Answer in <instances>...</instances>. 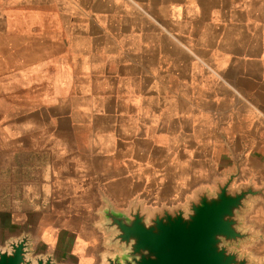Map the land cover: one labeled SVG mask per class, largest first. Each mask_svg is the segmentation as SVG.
<instances>
[{"label":"crops","instance_id":"1","mask_svg":"<svg viewBox=\"0 0 264 264\" xmlns=\"http://www.w3.org/2000/svg\"><path fill=\"white\" fill-rule=\"evenodd\" d=\"M31 5L52 42L36 69L55 81L0 148L11 237L57 264H104L107 206L187 208L232 175L264 192V0H9ZM242 228L264 264V197Z\"/></svg>","mask_w":264,"mask_h":264},{"label":"water","instance_id":"2","mask_svg":"<svg viewBox=\"0 0 264 264\" xmlns=\"http://www.w3.org/2000/svg\"><path fill=\"white\" fill-rule=\"evenodd\" d=\"M237 175L218 184L213 194L198 195L187 208L163 209L150 214L133 207L118 214L107 206L104 228L111 234L109 245L119 252L106 255L104 264H257L241 256L233 246L254 236L242 228L247 203L264 197L253 186L233 190ZM29 237L0 250V264H57L52 256L28 257Z\"/></svg>","mask_w":264,"mask_h":264},{"label":"rangeland","instance_id":"3","mask_svg":"<svg viewBox=\"0 0 264 264\" xmlns=\"http://www.w3.org/2000/svg\"><path fill=\"white\" fill-rule=\"evenodd\" d=\"M15 4L20 5L16 2ZM38 16L36 6L31 5L29 9H24L21 6L19 8L11 7L9 6V0H0V148H9V142L13 138L21 140V122L25 115L42 106L38 105L40 94L47 97L53 92L55 74L53 72H41L36 69L39 61L51 59L49 64L52 63L51 55H49L50 57L43 56L46 52H52V42L41 41L37 25L28 24V20L37 22L36 18ZM32 27L34 30L30 31ZM27 37L29 40L25 42ZM25 44H29L31 50L22 51ZM42 44H47V47L39 55L37 45ZM22 58L30 60V71L27 73L13 72V69L23 67L17 64ZM24 121L27 124V121ZM17 123L19 127L14 128L13 124L16 125ZM0 182L4 184L3 191L0 193V250L8 251L11 243L23 237H29L30 252L28 257L31 260L35 261L39 257L52 256L51 254H44V252L41 255L35 251L36 249L32 248L29 234L10 236L9 176H6L5 171L1 168ZM250 243L251 241L243 242L239 246H233L232 249L237 250L241 256H247L245 247ZM117 252H119L118 249Z\"/></svg>","mask_w":264,"mask_h":264}]
</instances>
